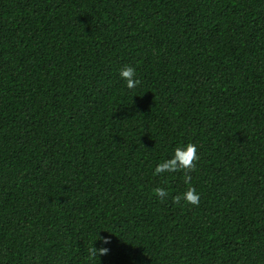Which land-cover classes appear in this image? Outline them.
Wrapping results in <instances>:
<instances>
[{
    "label": "trees",
    "instance_id": "obj_1",
    "mask_svg": "<svg viewBox=\"0 0 264 264\" xmlns=\"http://www.w3.org/2000/svg\"><path fill=\"white\" fill-rule=\"evenodd\" d=\"M0 264H264V0H0Z\"/></svg>",
    "mask_w": 264,
    "mask_h": 264
},
{
    "label": "clouds",
    "instance_id": "obj_2",
    "mask_svg": "<svg viewBox=\"0 0 264 264\" xmlns=\"http://www.w3.org/2000/svg\"><path fill=\"white\" fill-rule=\"evenodd\" d=\"M119 75L126 83L128 89H135L139 84L140 80L137 78L136 69L132 66L123 67ZM200 157L197 154V145L194 143H187L182 146H177L174 149V154L171 158L164 160L159 163L154 169V175H162L164 173L184 172V182L187 185H191L192 176L190 173L196 171L197 161ZM154 194L158 199L163 202L168 199L170 193L166 188L156 187L153 189ZM173 203L179 204L182 200L186 204L192 206H199L200 194L197 192L195 187L189 186L186 191L181 194H176L171 197ZM95 240H100L102 244H108L110 241L107 238L96 236ZM89 260L98 261L100 256L106 255L108 249L105 247L96 248L93 246L88 248Z\"/></svg>",
    "mask_w": 264,
    "mask_h": 264
}]
</instances>
